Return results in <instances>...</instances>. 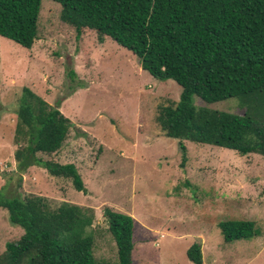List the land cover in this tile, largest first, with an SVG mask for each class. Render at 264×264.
Returning a JSON list of instances; mask_svg holds the SVG:
<instances>
[{"label":"rangeland","instance_id":"obj_1","mask_svg":"<svg viewBox=\"0 0 264 264\" xmlns=\"http://www.w3.org/2000/svg\"><path fill=\"white\" fill-rule=\"evenodd\" d=\"M61 11L60 3L42 0L31 48L0 36V196L36 194L54 206L92 207L94 252L108 262L118 254L106 207L135 219L133 264H195L187 254L194 242L202 243L204 264H264V156L185 140L182 163L179 140L156 119L182 87L152 76L111 37L101 42L91 29L78 35ZM24 86L51 104L61 99L74 123L60 150L35 158L75 163L85 192L35 161L19 171L16 112ZM193 103L239 114L248 108L237 97L207 103L194 96ZM224 220H253L260 235L226 242L218 226ZM23 233L0 206V256Z\"/></svg>","mask_w":264,"mask_h":264},{"label":"trees","instance_id":"obj_2","mask_svg":"<svg viewBox=\"0 0 264 264\" xmlns=\"http://www.w3.org/2000/svg\"><path fill=\"white\" fill-rule=\"evenodd\" d=\"M54 1L78 35L91 29L101 42L111 37L152 76L182 87L180 99L160 105L156 117L165 135L179 140L182 163L188 159L185 140L264 156V0ZM41 6L42 0H0V36L31 48L39 38ZM194 96L207 103L237 97L248 108L239 114L197 106ZM18 102L19 171L35 161L53 175L71 178L85 192L75 163L35 158L37 152L60 150L74 125L60 109L61 99L51 104L24 86ZM0 206L24 229L20 239L7 242L0 264H133L135 219L130 214L105 208L118 254L108 262L94 252L92 207L68 201L54 206L36 194L0 196ZM218 226L226 242L260 235L253 220H224ZM187 254L195 264H204L201 242H194Z\"/></svg>","mask_w":264,"mask_h":264}]
</instances>
